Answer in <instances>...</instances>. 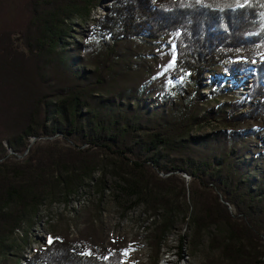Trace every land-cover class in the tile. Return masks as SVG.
<instances>
[{
	"label": "trees",
	"instance_id": "trees-1",
	"mask_svg": "<svg viewBox=\"0 0 264 264\" xmlns=\"http://www.w3.org/2000/svg\"><path fill=\"white\" fill-rule=\"evenodd\" d=\"M9 1L0 0V13ZM100 1L28 0L20 41L0 32V102L7 107L0 118L17 120H0V264H7L9 240L49 196L73 195L108 160L103 167L118 171L138 203L154 215L163 210L152 234L153 264L187 194L184 185L174 198L167 193L182 173L201 187L192 192L193 248L212 225L226 227L212 245L222 262L202 264H264V64L246 67L264 50V0H111L85 42H69ZM170 39L175 63L162 79L148 57L168 49ZM251 74L247 94L235 98L239 77ZM12 90L16 101L3 100ZM210 100L216 106L207 109ZM210 119L223 128L192 136ZM32 137L52 143L32 150ZM95 232L55 238L22 264H125L118 238L108 251ZM184 247L180 236L178 254Z\"/></svg>",
	"mask_w": 264,
	"mask_h": 264
},
{
	"label": "rangeland",
	"instance_id": "rangeland-1",
	"mask_svg": "<svg viewBox=\"0 0 264 264\" xmlns=\"http://www.w3.org/2000/svg\"><path fill=\"white\" fill-rule=\"evenodd\" d=\"M27 1L10 0L0 13V32L5 29L15 32L14 40L16 42L20 41V30L29 18L26 7ZM110 3L111 0H101L93 12L92 19L87 23H76L74 27L76 31L72 33V37L68 41L72 43H84L92 28L96 25L95 20L106 14ZM168 41L171 43L168 49L157 48L151 51L155 56L148 57V59H152L153 61L152 67L155 74H163L161 76L162 79L166 78L168 71L173 68L169 67L173 57V41L171 39ZM144 53H147V51ZM249 61L250 66L246 67H250L252 72H255L257 66L264 64V50L255 51L252 59ZM207 76L209 75L206 73L203 77L202 82L204 84L208 83ZM253 77L252 74L246 79L239 77L240 80L244 81L246 87L240 86L242 90L235 91V98L240 99L247 94L249 87L252 85L251 81ZM157 84L158 86L163 85L160 80L157 81ZM210 91V89H202L201 94L203 96L209 95ZM17 94L19 93L12 90L10 95H3L2 98L7 101L11 99L13 103L16 101ZM212 95L215 96L217 94L213 93ZM153 96L156 95H151L147 101L155 105L156 99ZM203 105L209 109L216 106V102L210 100L203 103ZM5 108L7 107H5L4 103L0 102V113ZM0 120H2L1 122L5 126L17 123L16 117L7 120L0 118ZM262 127L264 128V123ZM222 128L223 124L221 122L210 119L200 127L194 128L191 134L192 136H203ZM2 129L0 127V132ZM262 136H264V130ZM30 141L32 150H35L37 146H45L52 143V139L49 138L37 139L32 137ZM59 141L61 147L69 146L62 138H59ZM29 153L26 150L17 160H25L29 156ZM105 164L110 165L111 160L101 162L100 170L95 175L94 180H88L73 195L69 197L67 195L66 197L64 194L56 192L40 205L35 218L9 240L10 255L6 262L7 264H16L17 261L19 264L25 263L35 250L44 248L50 244L48 243L49 237L53 239L63 237L74 239L87 232L89 227L91 230L96 231L94 235L98 236L100 233L104 240L103 246L105 250L111 251L110 242L118 238L117 247L120 248L122 255L125 256V264H153L152 234L156 230V226L163 220V210L154 215L151 210L147 209L145 203H138L136 198L125 189V182L117 174L118 171L111 166L103 167ZM160 176L165 178L162 173ZM101 179H103V186L100 185ZM183 185L186 188L187 194L185 197L180 196L179 202L182 204V207H177V210L173 212V228L168 233L167 241L161 249V258L158 264H202L211 258H217L219 262H222L219 251L212 245L213 238L223 239L226 237L227 233L224 224L212 225L209 229L205 230L201 236L199 246L197 245L195 249L193 248L194 231L193 225L190 223L194 210L192 192L200 190L201 187L197 180L193 181L189 175L182 173L180 177L173 181L167 193H169L171 198H174ZM192 188L195 189L193 190ZM207 192L204 191L202 194H205L207 200L211 201V196ZM199 194L200 192H197L195 196L199 198ZM185 204L188 206L187 215ZM229 209L233 211L230 206ZM180 236H183L185 239V247L182 254H178ZM125 250H128L127 254H125Z\"/></svg>",
	"mask_w": 264,
	"mask_h": 264
},
{
	"label": "snow or ice",
	"instance_id": "snow-or-ice-1",
	"mask_svg": "<svg viewBox=\"0 0 264 264\" xmlns=\"http://www.w3.org/2000/svg\"><path fill=\"white\" fill-rule=\"evenodd\" d=\"M175 63V59H173V61L169 64V67H172ZM53 242V238L49 237L48 239V243H52ZM128 250H125V254H127ZM83 254V253H82ZM87 254H91V253H87Z\"/></svg>",
	"mask_w": 264,
	"mask_h": 264
},
{
	"label": "built area",
	"instance_id": "built-area-1",
	"mask_svg": "<svg viewBox=\"0 0 264 264\" xmlns=\"http://www.w3.org/2000/svg\"><path fill=\"white\" fill-rule=\"evenodd\" d=\"M236 79H237V78H236ZM239 80H240V79H239ZM240 81H242V86H245V85H244V81H243V80H240ZM245 87H246V86H245ZM237 90L240 91V90H242V89L239 88V89H237ZM237 90H236V91H237Z\"/></svg>",
	"mask_w": 264,
	"mask_h": 264
}]
</instances>
